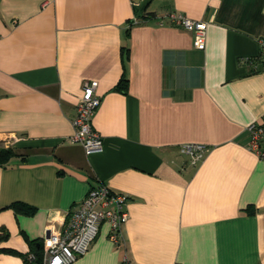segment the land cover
Masks as SVG:
<instances>
[{"label": "crops", "instance_id": "1", "mask_svg": "<svg viewBox=\"0 0 264 264\" xmlns=\"http://www.w3.org/2000/svg\"><path fill=\"white\" fill-rule=\"evenodd\" d=\"M170 11L207 23L203 50ZM261 37L264 0H0V264H31L97 183L129 196L122 244L102 222L70 264H264V158L245 147ZM90 80L102 150L86 154L70 136ZM189 142L207 147L196 165Z\"/></svg>", "mask_w": 264, "mask_h": 264}, {"label": "built area", "instance_id": "2", "mask_svg": "<svg viewBox=\"0 0 264 264\" xmlns=\"http://www.w3.org/2000/svg\"><path fill=\"white\" fill-rule=\"evenodd\" d=\"M133 18L132 23L138 22ZM160 23H169L190 31L196 49L205 48L207 23L201 19H192L180 12L170 11L159 19ZM259 57L264 60V37L259 39ZM97 81H84L82 94L76 103V112L72 119L73 133L71 141L82 145L86 154L102 150V137L92 126V116L100 104L96 94ZM247 141L245 147L258 158H264V120L255 121L245 127ZM179 151L187 156L191 165H196L205 156L206 145L183 143ZM126 193L114 191L104 183L91 186L86 195L68 212V217L60 233H49L42 239V264H70L83 255L95 239L100 224L109 225L108 238L115 244H122V227L129 218ZM34 254L28 253L27 260L32 262ZM121 264H131L123 257Z\"/></svg>", "mask_w": 264, "mask_h": 264}, {"label": "trees", "instance_id": "3", "mask_svg": "<svg viewBox=\"0 0 264 264\" xmlns=\"http://www.w3.org/2000/svg\"><path fill=\"white\" fill-rule=\"evenodd\" d=\"M148 16V14H140L137 12V17L138 19H144V16ZM123 82H125V79H122ZM14 154L13 150L11 148H5V147H0V166L5 165L9 158ZM11 208H14L16 210H21L23 212H30L32 210V207L25 204V203H21V202H13L9 205ZM35 258L33 259L32 262H30L31 264H41V257H42V246L39 243V245L37 244V242L34 243V248L31 251ZM26 262H29L27 260V255H25L24 257Z\"/></svg>", "mask_w": 264, "mask_h": 264}, {"label": "rangeland", "instance_id": "4", "mask_svg": "<svg viewBox=\"0 0 264 264\" xmlns=\"http://www.w3.org/2000/svg\"><path fill=\"white\" fill-rule=\"evenodd\" d=\"M31 253V252H30Z\"/></svg>", "mask_w": 264, "mask_h": 264}]
</instances>
